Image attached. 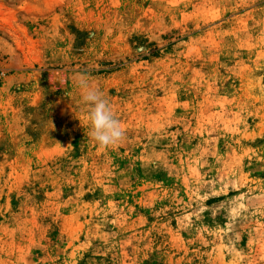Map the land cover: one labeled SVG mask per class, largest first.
I'll return each instance as SVG.
<instances>
[{
  "label": "rangeland",
  "instance_id": "1",
  "mask_svg": "<svg viewBox=\"0 0 264 264\" xmlns=\"http://www.w3.org/2000/svg\"><path fill=\"white\" fill-rule=\"evenodd\" d=\"M0 264H264V0H0Z\"/></svg>",
  "mask_w": 264,
  "mask_h": 264
},
{
  "label": "clouds",
  "instance_id": "2",
  "mask_svg": "<svg viewBox=\"0 0 264 264\" xmlns=\"http://www.w3.org/2000/svg\"><path fill=\"white\" fill-rule=\"evenodd\" d=\"M80 90V101L88 109L87 121L91 140L101 148H115L120 145L125 136V130L116 118L104 93L89 82L86 75L76 77Z\"/></svg>",
  "mask_w": 264,
  "mask_h": 264
}]
</instances>
